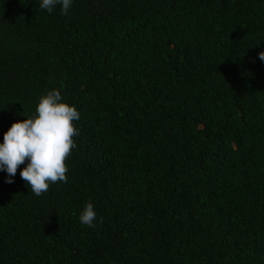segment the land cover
<instances>
[{
	"label": "trees",
	"instance_id": "trees-1",
	"mask_svg": "<svg viewBox=\"0 0 264 264\" xmlns=\"http://www.w3.org/2000/svg\"><path fill=\"white\" fill-rule=\"evenodd\" d=\"M41 2L0 0V143L52 89L79 135L41 196L0 171V264H264V0Z\"/></svg>",
	"mask_w": 264,
	"mask_h": 264
},
{
	"label": "clouds",
	"instance_id": "clouds-1",
	"mask_svg": "<svg viewBox=\"0 0 264 264\" xmlns=\"http://www.w3.org/2000/svg\"><path fill=\"white\" fill-rule=\"evenodd\" d=\"M73 0H42L40 8L53 12L61 6V14L67 15ZM264 62V51L258 53ZM80 113L74 105L64 101L57 89L47 91L39 98L35 114L24 120L15 121L3 135L0 143V171L7 173L6 183L12 179L21 165L26 166L19 175L31 192L41 196L49 190L50 184L66 183L68 167L66 160L76 147L75 136L79 129L74 121ZM97 213L95 205L88 202L80 213L82 224L95 228ZM103 223V218H100Z\"/></svg>",
	"mask_w": 264,
	"mask_h": 264
}]
</instances>
